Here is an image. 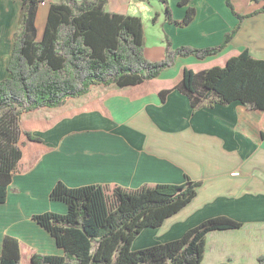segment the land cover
<instances>
[{
	"label": "crops",
	"instance_id": "obj_1",
	"mask_svg": "<svg viewBox=\"0 0 264 264\" xmlns=\"http://www.w3.org/2000/svg\"><path fill=\"white\" fill-rule=\"evenodd\" d=\"M60 1L45 0L38 8L37 38L42 36L50 3ZM75 1L80 4L84 0ZM166 1L173 20L183 19L188 8L195 10L194 19L184 27L168 22L160 0H105L104 10L140 18L144 31L145 21L163 26L166 46L159 51L144 43V56L150 61L163 59L168 49L179 46L219 45L238 23L226 0ZM230 1L240 15L263 5L262 0ZM238 1L246 4L245 9L237 5ZM21 6L20 0H0V79L8 76L6 66L19 32ZM243 50L264 59V14L245 18L235 36L215 56L202 60L180 57L155 79L100 89L54 116L43 132H35L48 150L29 170L14 175L11 185L16 184L24 196H32L34 203L59 205L49 199L58 181L68 187L108 184L137 188L143 184H182L188 177L200 182L192 201L160 228L146 230L139 238L158 232L162 241H171L206 219L228 216L241 222L242 227L210 232L205 254L210 243L214 245L210 260L218 254L214 262L258 264L257 257L264 254V112L247 109L238 102L193 110L175 89L185 67L198 73L223 66ZM162 91L169 92L164 102L159 97ZM61 207L64 213L65 206ZM230 231L237 235L230 237ZM226 244L233 246V255L220 257Z\"/></svg>",
	"mask_w": 264,
	"mask_h": 264
},
{
	"label": "trees",
	"instance_id": "obj_2",
	"mask_svg": "<svg viewBox=\"0 0 264 264\" xmlns=\"http://www.w3.org/2000/svg\"><path fill=\"white\" fill-rule=\"evenodd\" d=\"M20 1L19 32L6 67L8 76L0 79V205L7 201L14 175L29 170L48 150L35 132H43L54 116L100 89L155 79L180 57L202 60L215 56L245 18L264 14V0L260 9L248 15L236 13L231 1L226 0L238 23L219 45L179 46L168 49L163 59L150 61L144 56L141 19L106 12L105 0L50 3L41 38H37L35 19L45 0ZM160 2L170 23L184 27L195 17V10L188 8L183 19L173 20L167 1ZM175 89L193 110L238 102L264 112V59L243 50L223 66L198 73L185 67ZM168 93L160 92L161 102ZM199 186L200 182L188 177L182 184H143L137 188L108 184L68 187L58 181L49 199L63 204L65 212L44 211L32 219L51 236L59 253L33 252L24 260L26 251L21 241L5 235L0 264H202L206 236L212 231L238 229L241 222L216 216L178 239L132 249L146 230L160 228L188 205ZM257 263L264 264V255L257 257Z\"/></svg>",
	"mask_w": 264,
	"mask_h": 264
},
{
	"label": "rangeland",
	"instance_id": "obj_3",
	"mask_svg": "<svg viewBox=\"0 0 264 264\" xmlns=\"http://www.w3.org/2000/svg\"><path fill=\"white\" fill-rule=\"evenodd\" d=\"M237 5L240 8L245 9L246 4L237 2ZM235 4V6H237ZM145 31H144V43L147 47H154V49H159L163 46H166L163 38L166 35L163 26L156 21H145ZM158 57V56H157ZM7 67V66H6ZM7 72V71H6ZM3 111H0V115ZM236 175V172L234 173ZM32 200V201H31ZM34 198L30 195L22 194V191L19 190L18 186L13 183V185L9 188V195L5 204L0 205V252L2 246V240L5 235H11L18 239H20L24 250L26 251V255L24 260H28L29 256L33 252L40 254H58L59 251L55 247L52 240L44 233L36 223L32 221L31 216L35 213L43 211H51V212H59L63 213V208L61 204H55L53 202H33ZM149 236H146L145 239L137 238L134 242L132 249L137 250L147 246H151L158 243H163L161 237L158 235V232H150ZM230 237L234 236L235 231H230L227 233ZM237 235V234H236ZM47 237V238H46ZM210 237H208V240ZM214 241V240H213ZM208 246L207 255L205 254V258L202 264H218L220 263V259L214 262L218 256L215 255L214 259L210 260L211 255L214 253V245L210 244ZM233 246L231 244H226V248H224L226 256H230L231 253L233 255ZM24 251V252H25ZM231 255V256H232ZM264 255V254H262ZM260 256V255H259ZM222 259V258H221ZM224 261V260H223ZM23 264H28L24 261Z\"/></svg>",
	"mask_w": 264,
	"mask_h": 264
},
{
	"label": "built area",
	"instance_id": "obj_4",
	"mask_svg": "<svg viewBox=\"0 0 264 264\" xmlns=\"http://www.w3.org/2000/svg\"><path fill=\"white\" fill-rule=\"evenodd\" d=\"M44 4H45V2H42V3H41V5H44Z\"/></svg>",
	"mask_w": 264,
	"mask_h": 264
}]
</instances>
